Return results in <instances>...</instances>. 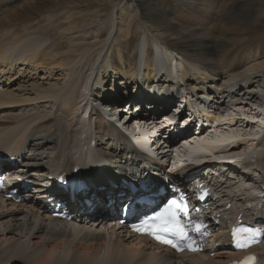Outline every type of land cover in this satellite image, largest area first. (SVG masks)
Listing matches in <instances>:
<instances>
[{
    "label": "bare ground",
    "instance_id": "6f19581e",
    "mask_svg": "<svg viewBox=\"0 0 264 264\" xmlns=\"http://www.w3.org/2000/svg\"><path fill=\"white\" fill-rule=\"evenodd\" d=\"M96 1L0 0V75H9L8 85L19 81L16 89L0 88L1 118L10 114L0 119V166L5 165L3 158H14L22 163L18 170H10L18 172L16 180L33 178L37 184L32 193L21 192L23 201L18 204L0 195V264H227L240 259L241 254L228 249L229 234L222 225L237 222L242 214L244 220L264 226V47L242 49L255 36H249L248 30L261 19L258 13L260 8L264 12V0H255L251 12L241 14L251 1L246 0L242 4L245 9L230 14L226 26L210 25L220 0H175V5L161 14L148 13L137 0H110V24L101 20L83 26ZM177 10L188 11L189 21L177 20L173 16ZM58 11L67 14L66 19L50 26ZM32 17H45L50 24L25 26ZM29 34L54 36L50 43L35 42ZM84 67L86 74L81 72ZM63 71H69L65 83H49ZM26 73L50 77L45 75L43 80L48 82L28 87L20 82ZM176 96L210 110L208 117L215 120L234 107L232 115L222 116L227 125L215 130V139L220 143L227 136L232 147L226 153L248 155L244 163L209 165L215 169L211 174L216 175L213 189L219 202L213 207L221 214L222 225L210 250L195 255L174 254L145 237L128 234L114 220L105 223L102 210H116V204L109 208L104 204L106 195L118 202V193L127 189L110 186L101 191V185L92 180V174L106 166L132 171L135 179L140 176L138 181L148 179L143 185L150 189L165 181L152 175L155 173L178 182L196 175V166L169 169L170 150L158 158L137 153L112 123L123 116L121 119H128L125 111L129 105L135 103L131 110L139 105L149 109L154 107L152 102ZM42 97L51 105L36 106ZM142 99L152 102L145 104ZM121 106L125 115L119 112ZM157 107L152 115H158ZM145 115L134 113L125 125ZM251 120L260 122V138ZM199 140L195 138L196 143H201ZM203 140L212 141L209 135ZM193 150L192 145L177 148V161H198L189 154ZM76 167L82 168L84 175L90 174L84 183L88 188L70 202L63 185L50 177L67 178ZM237 179L253 185L244 190L232 187L230 183ZM47 195L65 202L73 215L83 196L92 205L80 208L86 214L79 216L80 221L63 222L47 214ZM228 204H232L229 210ZM87 216L94 219L87 222ZM255 249L263 263L264 241Z\"/></svg>",
    "mask_w": 264,
    "mask_h": 264
},
{
    "label": "rangeland",
    "instance_id": "374dc122",
    "mask_svg": "<svg viewBox=\"0 0 264 264\" xmlns=\"http://www.w3.org/2000/svg\"><path fill=\"white\" fill-rule=\"evenodd\" d=\"M137 1L142 5V7L146 8L148 10V13H151L152 11H157L159 14L167 13L171 9L172 5H175V0H137ZM245 1L246 0H220V2L218 4L219 8H218L217 12L213 15L214 18H213V21H212V23L210 25L211 26H226L230 14L235 12L237 9H239V10L240 9H242V10L245 9V6L242 7V4L244 5ZM108 2H110V0H101V2H100V0H97L96 2H94L91 5L92 7L90 6V8H89L90 16H91L90 20H88L87 24H85L83 22V26H86V25L87 26H93V25H96L97 23H99L101 20H104V21H106L105 23L110 24L109 22L111 21L112 5H111V3H108ZM253 3H255V0L249 1L248 7L241 14H248L249 12H251L250 8L253 7L252 6ZM104 7H105V9H104ZM81 9H84V7H81ZM104 12H106V13H104ZM187 12L188 11L184 12V11L177 10V12H175L173 14V16L177 20L178 19L181 20V22L186 21V19H187V22H188L189 18L187 16L190 17V14H189V12L188 13ZM58 13L60 14L61 12L58 11V12H55L53 14V18H54L52 20L53 24L51 23L50 26H52V25L57 26L56 24H60L61 21L66 19L67 14H60L61 15L60 16ZM259 13H258V16H259L258 18H261V19H259L255 24L250 25V26H255V27L252 28L251 30H248V33L250 34L249 36H254V35L255 36L250 39V41L247 43V45H245V46L243 45L242 49L243 48H247V47L248 48H262V47H264V16H262L264 12H263V10L261 8H260V12ZM32 18L34 19V21H33V19H30L29 22L31 24L29 22H25V26H27L26 24H28V25H30L32 27H38V26L41 27V26H48L50 24V22L47 21V19L45 17H43V18L42 17H32ZM148 18L151 19L152 16L149 15ZM41 19H42V21H41ZM35 21H37L38 23L35 22ZM57 21H59V22H57ZM174 22H176V21H174ZM32 23H34V24H32ZM21 33L22 32H20V34ZM50 34H54L55 35V33H50ZM54 35H49V34H45V35H41V34L31 35V34H29V37H30L29 39H33L32 41H35V42H37V41L38 42H43L45 40L46 41L49 40V43H50V41L52 42V40H50V36L53 37ZM24 72H25V70H24ZM81 72L83 74H86V68L84 67V69H81ZM27 73H26L25 79H24V80H27V81L24 82V80H21L20 82H22L24 86H28V87H30L35 82H38L39 84H41L43 81H47V80H43V79H45L46 76H49V74H45L46 76L44 74H40L38 77H36V76H33L32 73L31 74H27ZM68 73H69V71H66V72L63 71L61 73V75L53 77L52 80L49 81V83L50 84H54L55 86L65 83L68 80V78H69ZM8 76L9 75H5V76L2 77V75H0V88L2 89L1 91L5 90L8 87H10V89H16V88L19 87V81H17V80L15 82H12L11 84L8 85L7 84L8 83ZM41 77H42V79H41ZM58 78H59V81H56ZM14 79H17V75H14ZM124 95H127V93H124ZM197 96L198 95H196V97ZM43 98H45V97H42L38 101L39 104L36 105V106L42 108L44 105H45V107L51 105L50 102L43 100ZM20 110H21V108L17 109L15 114H19ZM122 110H123V108L121 106L119 112L121 113V115H125V113L122 112ZM0 111H1V109H0ZM9 116H10V114L8 116H6V117L1 118L2 117V114H1L0 115V119L4 120V119L8 118ZM123 117H125V116H123ZM44 184H45V182L43 183V185ZM47 184L48 183H46L45 185L47 186ZM230 185L232 187H238V188H240V190H244L248 185L252 186L253 184L250 181H248V180L240 181L239 179H237V180L232 181L230 183ZM34 186H35V184L32 185V187H34ZM252 190H253L254 193H256L255 189H252ZM159 263H161V262H159Z\"/></svg>",
    "mask_w": 264,
    "mask_h": 264
},
{
    "label": "snow or ice",
    "instance_id": "6c2138e0",
    "mask_svg": "<svg viewBox=\"0 0 264 264\" xmlns=\"http://www.w3.org/2000/svg\"><path fill=\"white\" fill-rule=\"evenodd\" d=\"M173 208L179 209L180 206L175 200L167 201L165 206L157 212L155 216L145 218L141 220L139 224L133 225L134 230L138 232H146L147 234L153 235V237L160 243L174 248L177 247L174 241L168 237L176 236L180 239H185V236L183 229L176 223L175 214L172 211ZM153 220L160 222V227L158 229L153 228L150 224V221Z\"/></svg>",
    "mask_w": 264,
    "mask_h": 264
}]
</instances>
